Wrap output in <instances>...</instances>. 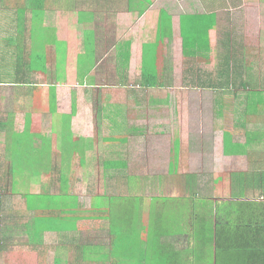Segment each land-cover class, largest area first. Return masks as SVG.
Wrapping results in <instances>:
<instances>
[{
    "label": "crops",
    "instance_id": "crops-1",
    "mask_svg": "<svg viewBox=\"0 0 264 264\" xmlns=\"http://www.w3.org/2000/svg\"><path fill=\"white\" fill-rule=\"evenodd\" d=\"M226 3L0 0V264H215L217 228L251 240L218 264H264V86L223 84L244 34ZM213 43L219 88L197 67ZM166 142L168 172L191 174L179 222L146 208L136 151ZM200 172L221 197L196 199Z\"/></svg>",
    "mask_w": 264,
    "mask_h": 264
},
{
    "label": "rangeland",
    "instance_id": "rangeland-1",
    "mask_svg": "<svg viewBox=\"0 0 264 264\" xmlns=\"http://www.w3.org/2000/svg\"><path fill=\"white\" fill-rule=\"evenodd\" d=\"M226 11L231 16L235 12L237 19L240 21V26L243 24V35L241 37V50H239V46H233L234 49L238 50V54L240 55L241 62L246 61V65L248 68V71H246V76L244 77L245 82L253 87L257 88V85L260 87L264 86V0H226ZM231 2V3H230ZM233 2V3H232ZM232 4V5H231ZM236 6V7H235ZM234 7V8H231ZM240 11V12H238ZM224 10H222V13ZM238 12V13H237ZM242 17L240 19V17ZM232 19V16H231ZM218 43H213L212 46L209 48L213 49V56L210 59V55L206 53L205 55L199 56L200 60L197 64V67L200 65V68L202 71L206 72L209 71L213 74V77H217L220 73L221 64L225 60V57L228 56V52L225 50L224 46H218ZM232 49V48H231ZM20 52L26 55V52L22 48V46L19 48ZM237 55V54H235ZM238 57V58H239ZM204 58V61L203 59ZM208 58L209 60H206ZM19 63H30V61H21ZM5 65L11 66V62L8 61ZM246 68V66H245ZM244 68V70H245ZM210 84V81H207ZM243 90V89H242ZM241 90V91H242ZM240 93V92H239ZM205 92H201L199 96L195 94L194 98L202 99ZM246 98V96H244ZM239 100H241V96L238 97ZM156 131V127H155ZM154 131V132H155ZM145 143H150L149 141H144ZM112 143H115V141H112ZM165 149L167 147L166 154L162 158L159 156H156L149 147H145L147 149L144 150H136L137 154L140 155V151L144 156H146V160L149 161V164L151 165V173H147V176H149L150 182H148L147 189L153 193H155V198L153 199V202H150V197L152 194H149L146 199L147 205L146 208L152 210L153 213L157 215H163L166 217V219H175L176 222L180 221L181 217H184L186 208L183 207L184 203L187 202L181 198H179L176 201H172L173 197H181L182 195H185L187 192L186 189V182L189 180L188 176L191 174L187 173H179V174H172L168 172V169L170 170V165L172 164V160H170V144L169 142H166ZM154 156L161 158L159 162L162 164L156 163V158ZM139 156L137 157V159ZM171 159L176 160L177 158L174 156ZM199 169H202V167H199ZM114 175H117L116 173H113ZM146 175V174H143ZM193 175V174H192ZM102 176V175H100ZM194 178L191 179V183L194 185L191 190H194L196 199L199 198H207L210 196L213 197H221V192L218 189L217 186H213L214 182H219L217 178H215V173H194ZM146 178V177H144ZM185 178V179H184ZM100 180V178H99ZM185 181V182H184ZM122 183V181H121ZM139 185V182H137ZM99 192L103 190L102 184L98 185ZM186 189V190H185ZM190 189L188 191H191ZM8 192L6 195L8 196L11 192L10 190H7ZM6 192V191H5ZM86 194L85 192H83ZM163 195L165 199L157 198L158 195ZM118 200L120 197L117 195ZM19 199L20 197H15ZM142 199V198H141ZM171 200V201H170ZM162 201V202H161ZM85 207H88V202L84 201ZM164 204V205H163ZM163 206V207H162ZM23 207V205H22ZM112 217L114 219L117 217V211L112 212ZM153 218V217H152ZM165 221V220H164ZM155 223L156 220H153ZM156 224V223H155ZM165 231H169L172 229H176V226H173L170 228V223H164Z\"/></svg>",
    "mask_w": 264,
    "mask_h": 264
},
{
    "label": "trees",
    "instance_id": "trees-1",
    "mask_svg": "<svg viewBox=\"0 0 264 264\" xmlns=\"http://www.w3.org/2000/svg\"><path fill=\"white\" fill-rule=\"evenodd\" d=\"M245 66H246V68H245ZM244 68H245V70H244ZM246 70H247V65H246L245 60L241 62V60L236 59L235 57L229 58V60H227V62H226V69L224 70V73H223L224 74L223 84H226L225 80L228 79L230 81V82H228V84L232 85V87H234V88L238 85V83H236L238 81H240L241 85H243L244 84V77L247 74ZM217 79L218 78L209 77L206 80H204L203 83L209 84L207 81H210V83H214L212 85V87L219 88V86L217 84H220V83H217L218 82ZM146 81H145V83H147V85H152V83L150 81H148L147 79H146ZM247 86H248V84H247ZM53 100L54 101L57 100V95H55ZM172 174L175 175V173H172ZM130 181L139 182L138 178H135V177L131 178ZM131 184L134 187V183H131ZM132 190H134V189H132ZM231 235H233V234L231 233L230 230H229V232H226V231L221 232L219 228L215 229L214 232L211 230L210 241H211L212 249L214 247V251H215L214 256H213L215 259V264L220 263V261L222 259L230 257L231 254H234L235 248L241 249V250H239L241 252H243V251H245L247 253L251 252L250 251L251 240L248 237H246L242 234L238 235L237 237L234 235L233 236H231ZM256 255L258 256L259 259H262V257H263L259 253H256ZM236 256H237V254L235 255V261H237ZM247 256L250 257V255H243L244 258H246ZM263 262H264V259H263Z\"/></svg>",
    "mask_w": 264,
    "mask_h": 264
}]
</instances>
